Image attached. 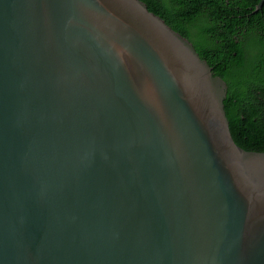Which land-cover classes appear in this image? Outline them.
<instances>
[{
	"label": "water",
	"instance_id": "1",
	"mask_svg": "<svg viewBox=\"0 0 264 264\" xmlns=\"http://www.w3.org/2000/svg\"><path fill=\"white\" fill-rule=\"evenodd\" d=\"M226 94L143 0H0V264H264Z\"/></svg>",
	"mask_w": 264,
	"mask_h": 264
},
{
	"label": "trees",
	"instance_id": "2",
	"mask_svg": "<svg viewBox=\"0 0 264 264\" xmlns=\"http://www.w3.org/2000/svg\"><path fill=\"white\" fill-rule=\"evenodd\" d=\"M143 1L148 4L150 10L161 15L174 29L190 39L200 55L207 59L209 64L214 65L215 74L221 75L227 81L228 88L224 104L230 129L236 142L247 150L264 151V73L259 72L256 65L262 49L264 52L261 45H264V37L261 44L258 40H253L252 47L254 50L259 45L261 49L260 52L256 51L248 61L243 60V50L239 45L229 46L231 52L238 51L237 58H232L230 61L223 53L218 56L221 50L228 46L224 45L229 40L221 33L228 17L238 15L237 8L251 11L260 0H229L228 2L227 0ZM202 7L212 8L213 11L223 8L230 10H218L210 13L206 15L207 20L196 23V19L203 16ZM260 21L263 25L264 17ZM193 25H196L197 28L195 29L197 30L192 29ZM205 33L214 34L213 40L202 38ZM215 38H219V41H216ZM230 41L234 44L233 38H230ZM210 50H215L217 56L211 57L208 53ZM232 65H238V67L231 68Z\"/></svg>",
	"mask_w": 264,
	"mask_h": 264
},
{
	"label": "flooded vegetation",
	"instance_id": "3",
	"mask_svg": "<svg viewBox=\"0 0 264 264\" xmlns=\"http://www.w3.org/2000/svg\"><path fill=\"white\" fill-rule=\"evenodd\" d=\"M228 1L229 0H227V2ZM254 9L249 11V9H247V10L243 9L242 10V8H237V11H239L238 15H236V16L232 15L231 17H228V21L224 23L223 28L221 29V31H222L221 33L229 40V42H227V44L224 46H227V45L228 46L225 47L224 49H222L221 52L218 54V56H220L223 53L226 56V58L228 57L230 59V61L232 58H237L238 51L234 50L231 52L230 48H229V46H231V45H239L240 46V48L243 50V60H245V61H248L256 51L260 52V49H261V47H259L260 45L257 47V49L254 50V48L252 47V42H253V40L254 41L258 40V42L261 44V41L264 37V24L262 25V23L260 21L264 17V14H262L264 12V4H263L262 8H260L257 11H253ZM218 10L228 11L230 9L229 8H223V9H216L213 11L212 8L209 9L207 7H202V15L203 16H201V17L199 16L195 22L201 23L202 21L207 20L206 15L213 13V12H217ZM244 10H245V12H243ZM260 11H261V13H260ZM211 18L212 17L210 16V19ZM193 28L194 29L197 28L196 25H193L192 29ZM195 30H197V29H195ZM208 32H206V33H208ZM206 33L202 35V38H206L208 40H213L214 34H210V33L206 34ZM230 38L234 39V44L230 41ZM215 40L219 41V38H215ZM261 45L264 48V45L263 44H261ZM258 48H259V50H258ZM208 53L213 58L217 56V52L215 50H213V51L210 50ZM256 65H257V69L259 70V72L264 73V52H263V49L260 52L259 60L257 59ZM211 66L214 69V65H211ZM233 67H238V65H232L231 68H233ZM217 75H219V74H217ZM226 83H227V81H226ZM227 88H228V84H227Z\"/></svg>",
	"mask_w": 264,
	"mask_h": 264
}]
</instances>
